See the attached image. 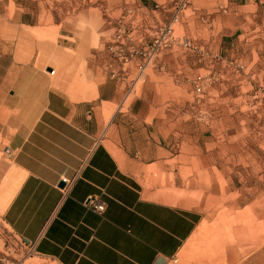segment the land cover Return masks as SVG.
Segmentation results:
<instances>
[{
    "label": "crops",
    "instance_id": "0c3cea01",
    "mask_svg": "<svg viewBox=\"0 0 264 264\" xmlns=\"http://www.w3.org/2000/svg\"><path fill=\"white\" fill-rule=\"evenodd\" d=\"M120 1L53 21L51 9L0 10V221L36 243L39 264H173L209 224L193 198L195 108L174 101L205 66L176 44L138 68L147 33L181 0ZM261 4L230 0L235 27L263 16ZM92 196L103 217L83 206ZM195 264H264V246L219 245Z\"/></svg>",
    "mask_w": 264,
    "mask_h": 264
},
{
    "label": "rangeland",
    "instance_id": "374dc122",
    "mask_svg": "<svg viewBox=\"0 0 264 264\" xmlns=\"http://www.w3.org/2000/svg\"><path fill=\"white\" fill-rule=\"evenodd\" d=\"M256 1H263L264 8V0ZM229 2L181 0L178 4H182L184 13L173 25L175 39H187L203 47L201 52H182L186 58L193 56L197 65L205 66L195 77H211L203 95L186 86L177 87L179 94L174 96L180 105L192 103L195 108L188 118L196 123L194 174L196 185L202 188L193 198L204 203L209 224L173 264L198 263L204 259L205 250L219 245L243 244L245 255L264 246V14L248 18L244 28H236ZM123 4L120 0H0V10L6 5L32 13L51 9L53 21L60 15L72 19L81 8H123ZM120 34L117 29L115 38ZM152 35L147 33V43ZM172 87L174 90L162 92L169 102L171 94L166 93L175 91L174 84ZM181 151L188 153L187 149ZM186 198L187 194L181 192L180 202ZM31 258L24 242L0 221V264L40 263Z\"/></svg>",
    "mask_w": 264,
    "mask_h": 264
},
{
    "label": "built area",
    "instance_id": "2783aa9c",
    "mask_svg": "<svg viewBox=\"0 0 264 264\" xmlns=\"http://www.w3.org/2000/svg\"><path fill=\"white\" fill-rule=\"evenodd\" d=\"M183 1L185 2L187 0H183ZM183 13H184V8L182 7V4H178L176 6V12L174 14L173 21L170 24H164L160 26L157 29V31L154 32L151 41L148 43V49L146 51V54L143 55V58L141 59V63L138 64V68L141 71L144 70V68L149 64V62L153 58L158 57L163 52L173 48L174 45L176 44H180L181 46H183V48L192 52L203 51V47L199 46L198 44L190 40L187 39L178 40L173 37L172 35L174 30L173 24L179 22ZM119 32H121L122 34L118 36V39L114 37V40L117 42L123 40L124 38L121 29H119ZM52 73H54V69L52 70ZM210 79L211 77L209 76V74H205V75L199 74L193 79V90L198 96H201L205 93L206 84L209 82ZM75 181L76 179L64 181L65 186L61 189L62 200H64L70 194ZM83 206L88 210L98 214L101 217L104 216L107 210L106 203L97 196H92L87 200H85L83 202ZM35 246H36L35 242L26 246V248L28 249V253L30 255L34 254ZM3 264H18V263L3 262Z\"/></svg>",
    "mask_w": 264,
    "mask_h": 264
},
{
    "label": "water",
    "instance_id": "95a60500",
    "mask_svg": "<svg viewBox=\"0 0 264 264\" xmlns=\"http://www.w3.org/2000/svg\"><path fill=\"white\" fill-rule=\"evenodd\" d=\"M64 186H65V183L62 182V183H61V187L63 188ZM156 264H166V260H165L164 258H160V259L156 262Z\"/></svg>",
    "mask_w": 264,
    "mask_h": 264
}]
</instances>
